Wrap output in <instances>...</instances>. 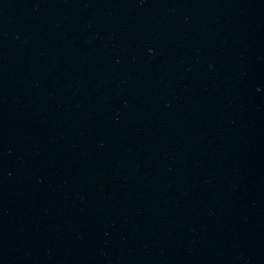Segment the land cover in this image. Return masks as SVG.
<instances>
[{"label":"water","instance_id":"95a60500","mask_svg":"<svg viewBox=\"0 0 264 264\" xmlns=\"http://www.w3.org/2000/svg\"><path fill=\"white\" fill-rule=\"evenodd\" d=\"M0 264H264V0H0Z\"/></svg>","mask_w":264,"mask_h":264}]
</instances>
